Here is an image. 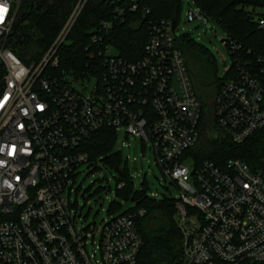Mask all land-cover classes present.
<instances>
[{
  "label": "built area",
  "instance_id": "2783aa9c",
  "mask_svg": "<svg viewBox=\"0 0 264 264\" xmlns=\"http://www.w3.org/2000/svg\"><path fill=\"white\" fill-rule=\"evenodd\" d=\"M21 1L0 0L7 9L0 22V264H137L144 241L136 218L145 210L81 227L67 194L77 169L90 162L85 146L91 137L122 128L127 138L151 141L164 176L180 190L175 221L181 264L263 263L264 158L256 166L240 159L223 167L203 161L194 173L183 166L200 141L203 104L177 26L154 24L143 59L112 58L104 90L95 83L89 93L78 86L92 79L54 74L59 50L88 0L30 65L9 44ZM187 18L209 23L198 8ZM258 23L264 29V9ZM240 50L231 47L235 69L228 70L212 111L218 129L236 144L264 133V60H244Z\"/></svg>",
  "mask_w": 264,
  "mask_h": 264
},
{
  "label": "trees",
  "instance_id": "16d2710c",
  "mask_svg": "<svg viewBox=\"0 0 264 264\" xmlns=\"http://www.w3.org/2000/svg\"><path fill=\"white\" fill-rule=\"evenodd\" d=\"M81 0H22L10 38L14 53L30 65L37 61L56 40L62 28ZM202 15L217 22L227 33L224 40L231 47H241L238 55L247 61L264 60V29L259 27V14L264 0H193ZM136 6L137 9L132 8ZM181 0H88L66 42L61 46L56 75L68 74L87 77L95 81L98 90H104L108 81L112 58L135 63L143 59L145 47L154 24L163 20L179 23ZM103 23L109 28L103 29ZM193 77L196 93L203 104L201 136L197 146L186 153L196 165L210 161L224 166L231 159H240L256 166L264 158V133H258L242 144L233 142L221 132L212 111L222 85L235 69L224 78L218 75L215 56L189 35L177 38ZM113 47L115 56H108ZM211 131L219 132L211 139ZM118 134L112 129H102L86 144L90 162L102 160L122 172L119 184H126L118 193L132 199L136 206L130 213L145 210L136 223L143 237V248L137 264H181L182 233L175 221L177 198L171 195L151 197L143 180V190L135 192V183L127 168H122V155L114 154ZM118 184V185H119ZM135 192V193H134ZM260 264H264L260 263Z\"/></svg>",
  "mask_w": 264,
  "mask_h": 264
},
{
  "label": "rangeland",
  "instance_id": "374dc122",
  "mask_svg": "<svg viewBox=\"0 0 264 264\" xmlns=\"http://www.w3.org/2000/svg\"><path fill=\"white\" fill-rule=\"evenodd\" d=\"M197 9L193 0H181V11L179 23L176 29V36L189 35L198 44L206 47L216 58L218 75L224 78L233 64L230 50L226 47L224 40L227 37L226 31L215 21L205 23L197 19L189 22L187 13L190 9ZM108 56H115L113 47L107 50ZM88 88L93 92L95 81H86L78 89ZM118 140L114 148V154L122 155V168H127L135 183V192L143 190L142 182L146 180L149 188L147 194L171 195L174 198L180 197L179 188L164 176L161 167L157 163L156 154L152 148L151 141H143L141 138L129 136L127 138L125 128L120 130ZM219 132L211 131L209 137L217 138ZM183 166L191 173L195 172L196 162L194 157L184 159ZM67 187V194L74 204V210L78 212V222L81 227H101L107 221H111L120 215L129 212L136 206L131 198L126 199L118 193L120 175L108 162L98 160L83 164L74 174ZM189 184H194L192 177L188 178ZM72 191V192H71ZM134 192V193H135ZM98 241V239H97ZM92 251V245H89Z\"/></svg>",
  "mask_w": 264,
  "mask_h": 264
},
{
  "label": "snow or ice",
  "instance_id": "6c2138e0",
  "mask_svg": "<svg viewBox=\"0 0 264 264\" xmlns=\"http://www.w3.org/2000/svg\"><path fill=\"white\" fill-rule=\"evenodd\" d=\"M7 12V9L3 6H0V22L4 19V14Z\"/></svg>",
  "mask_w": 264,
  "mask_h": 264
},
{
  "label": "water",
  "instance_id": "95a60500",
  "mask_svg": "<svg viewBox=\"0 0 264 264\" xmlns=\"http://www.w3.org/2000/svg\"><path fill=\"white\" fill-rule=\"evenodd\" d=\"M78 80H79V77H76V81L78 82ZM119 175H121L122 174V172L117 168L116 170H115Z\"/></svg>",
  "mask_w": 264,
  "mask_h": 264
}]
</instances>
